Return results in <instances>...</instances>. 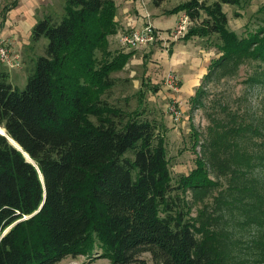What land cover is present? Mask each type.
Listing matches in <instances>:
<instances>
[{
  "label": "trees",
  "instance_id": "16d2710c",
  "mask_svg": "<svg viewBox=\"0 0 264 264\" xmlns=\"http://www.w3.org/2000/svg\"><path fill=\"white\" fill-rule=\"evenodd\" d=\"M239 2L168 10L192 21L183 39L215 35L219 53L192 97L207 120L193 132L194 167L176 177L161 123L106 98L132 56L109 47L114 0H65L37 20L31 39L48 42L24 88L0 68V126L32 159L0 134V264H59L95 248L111 264H264V117L207 89L246 65L244 83L264 88V17L230 29L223 4Z\"/></svg>",
  "mask_w": 264,
  "mask_h": 264
},
{
  "label": "rangeland",
  "instance_id": "374dc122",
  "mask_svg": "<svg viewBox=\"0 0 264 264\" xmlns=\"http://www.w3.org/2000/svg\"><path fill=\"white\" fill-rule=\"evenodd\" d=\"M10 1L0 0V18L2 6ZM165 1L163 5L165 8H171L175 3V0ZM205 1L210 3L213 0ZM261 7H264V0H240L238 4H223V9L228 15V27L239 34H244L256 24L258 19L264 17L263 12H258ZM61 13L62 8L58 10V14ZM177 17L178 14L176 15V13L164 14L158 18L156 24L162 27L171 25L175 23ZM191 24L192 21L189 26ZM215 41V35L208 37L194 36L187 43L182 41L184 43L183 50L193 55V63L196 64L199 73L204 70L212 58L219 55L215 48ZM47 42L46 38H42L39 40L38 46L42 47ZM109 47L112 50L132 51V56L122 70L113 73L115 83L106 93L107 100L110 104L121 106L127 110L142 109L149 117H153L161 123L165 140L164 145L173 177H176L179 173H187L194 167V160L199 148L198 146L196 148L192 146L194 142L193 132L195 129L203 131L207 124L202 108L193 106L192 102V97L201 82L202 76L192 93L183 92L180 89V74L162 61V57H160L162 52L168 57V52L164 51L159 42H153L137 49H130L121 42L120 37H117L111 38ZM191 63H184L183 68H185V71ZM33 66L34 63L28 61L24 71L26 70L28 73ZM249 70V66H241L236 75L208 84V94L209 97L216 96L218 99H225L233 104L239 102L238 104L241 106L250 109L249 113L251 115L256 113L258 116L264 117V88L252 87L244 83ZM168 71H173L178 76L179 89L177 91L168 89L164 83L163 77ZM26 81L27 75L25 79L20 77L11 78V82H14L20 89L24 88ZM155 85L158 87L156 91L152 88L149 89V86ZM171 97L178 101L177 106L181 111L178 120H173L168 111ZM96 251L100 252L95 248L91 253H82L75 258L68 255L59 264H111L107 257H95ZM90 254L91 257L89 258Z\"/></svg>",
  "mask_w": 264,
  "mask_h": 264
},
{
  "label": "crops",
  "instance_id": "0c3cea01",
  "mask_svg": "<svg viewBox=\"0 0 264 264\" xmlns=\"http://www.w3.org/2000/svg\"><path fill=\"white\" fill-rule=\"evenodd\" d=\"M16 1V5L5 13L4 18H0V40L6 41L9 47L18 52L21 57V65L18 68H7L0 63V68H6V71L9 73L8 79L10 82L11 78L20 77L25 79L27 75V71H24L26 64L28 61L33 63L36 56L42 53L43 46L39 47V41L31 39L33 25L38 19L46 15H59L58 10L62 8L65 2V0ZM165 2L159 6H155L151 0H114L116 6L114 18L118 23V31L116 34L109 36V41L111 42V38L121 37V34L127 30L142 27L149 22L155 28L163 31L162 38L156 41V43L159 42L163 46L164 51L168 52V57H166L164 52L161 53L160 57H162V61L180 74V89L183 92L192 93L194 87L199 83L201 76L206 72L207 66L199 73V69L193 63V55L183 50L184 43L189 42L193 37L185 40L182 38L184 34L177 39H172L167 34V31L175 26L179 17L184 13L183 10L175 12L176 15L178 14L175 23L164 27L156 24L159 17L164 14H173L169 13L168 10L180 3L186 2V0H175L171 8H165L163 6ZM185 62H192L186 67V71L183 68ZM11 83L15 85L14 82Z\"/></svg>",
  "mask_w": 264,
  "mask_h": 264
},
{
  "label": "built area",
  "instance_id": "2783aa9c",
  "mask_svg": "<svg viewBox=\"0 0 264 264\" xmlns=\"http://www.w3.org/2000/svg\"><path fill=\"white\" fill-rule=\"evenodd\" d=\"M191 20L188 15L184 12L178 19L175 27L167 31V34L172 39H177L183 36L190 24ZM160 29L155 28L149 22L144 24L142 27L133 28L125 31L121 34V42L130 49L141 48L150 43L156 42L162 38ZM0 63L7 68H18L21 65V57L18 52L12 50L8 43L4 40H0ZM164 83L168 89L178 90L179 79L173 71H168L164 76ZM171 102L168 105V111L172 115L173 120H178L181 114L179 107L177 106V100L171 97Z\"/></svg>",
  "mask_w": 264,
  "mask_h": 264
},
{
  "label": "water",
  "instance_id": "95a60500",
  "mask_svg": "<svg viewBox=\"0 0 264 264\" xmlns=\"http://www.w3.org/2000/svg\"><path fill=\"white\" fill-rule=\"evenodd\" d=\"M0 134H1V135H6L5 129H4V133H1V132H0ZM6 136H7V135H6ZM7 137H8V136H7ZM8 139H9V141L13 144V146H14L16 149H18V150L21 151V153L24 155V157L26 158L27 161L32 162V159L30 158V156L28 155V153L25 152V151H23L22 148H21V146H20L17 142H15V141H14L12 138H10V137H8Z\"/></svg>",
  "mask_w": 264,
  "mask_h": 264
},
{
  "label": "bare ground",
  "instance_id": "6f19581e",
  "mask_svg": "<svg viewBox=\"0 0 264 264\" xmlns=\"http://www.w3.org/2000/svg\"><path fill=\"white\" fill-rule=\"evenodd\" d=\"M0 132L4 133V128L0 126Z\"/></svg>",
  "mask_w": 264,
  "mask_h": 264
}]
</instances>
